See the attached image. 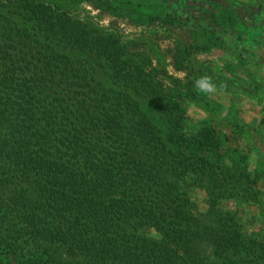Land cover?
I'll use <instances>...</instances> for the list:
<instances>
[{
  "label": "trees",
  "instance_id": "16d2710c",
  "mask_svg": "<svg viewBox=\"0 0 264 264\" xmlns=\"http://www.w3.org/2000/svg\"><path fill=\"white\" fill-rule=\"evenodd\" d=\"M62 4L0 0V264H182L178 251L216 232L163 176L165 139L180 147L172 96L149 62ZM145 90L167 138L129 107ZM229 233L220 247L238 242Z\"/></svg>",
  "mask_w": 264,
  "mask_h": 264
},
{
  "label": "rangeland",
  "instance_id": "374dc122",
  "mask_svg": "<svg viewBox=\"0 0 264 264\" xmlns=\"http://www.w3.org/2000/svg\"><path fill=\"white\" fill-rule=\"evenodd\" d=\"M55 1L120 40L138 64L149 62L172 96L180 147L165 139L163 176L188 196L185 212L216 232V244L178 251L182 264H264V0ZM95 61V90L109 95L108 66ZM142 93L129 96V107L167 138L170 122L151 92ZM9 189L0 185V195ZM229 231L238 242L220 247ZM142 233L159 238L150 228Z\"/></svg>",
  "mask_w": 264,
  "mask_h": 264
}]
</instances>
